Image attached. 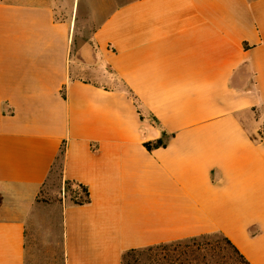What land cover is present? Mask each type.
<instances>
[{
  "label": "crops",
  "instance_id": "crops-1",
  "mask_svg": "<svg viewBox=\"0 0 264 264\" xmlns=\"http://www.w3.org/2000/svg\"><path fill=\"white\" fill-rule=\"evenodd\" d=\"M211 234L264 264V0H0V264Z\"/></svg>",
  "mask_w": 264,
  "mask_h": 264
},
{
  "label": "rangeland",
  "instance_id": "rangeland-1",
  "mask_svg": "<svg viewBox=\"0 0 264 264\" xmlns=\"http://www.w3.org/2000/svg\"><path fill=\"white\" fill-rule=\"evenodd\" d=\"M78 25L87 36L91 30L90 17ZM78 36V34L76 35ZM57 161L49 177L37 195V201L44 203L63 200V179ZM122 264H243L225 243L220 234L200 236L178 242L160 244L136 249L126 256Z\"/></svg>",
  "mask_w": 264,
  "mask_h": 264
},
{
  "label": "trees",
  "instance_id": "trees-1",
  "mask_svg": "<svg viewBox=\"0 0 264 264\" xmlns=\"http://www.w3.org/2000/svg\"><path fill=\"white\" fill-rule=\"evenodd\" d=\"M166 136L164 132H162L161 137L153 140V141H147L144 143V145L150 150L152 148L164 146L166 144ZM62 156H63V150L61 149L57 157L55 158V161L53 163V167L51 168V171L53 170L55 163L57 161L60 162L59 167H62ZM51 173V172H50ZM61 174V169H60ZM50 175V174H49ZM49 177V176H48ZM63 186H62V193L63 198L65 201L80 205L89 202V192L87 187L75 180H69L65 179L63 180ZM225 243L231 248L232 252L238 257L239 261L243 264H250L247 259L239 252V250L224 236H222ZM153 246L147 247L148 250H150ZM136 249H130L123 255V259L128 256L130 253L135 252Z\"/></svg>",
  "mask_w": 264,
  "mask_h": 264
}]
</instances>
